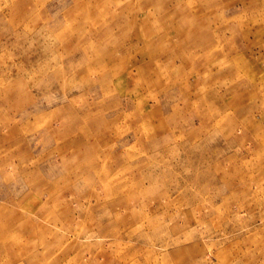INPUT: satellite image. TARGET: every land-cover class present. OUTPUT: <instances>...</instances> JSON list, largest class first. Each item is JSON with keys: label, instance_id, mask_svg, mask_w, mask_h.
<instances>
[{"label": "rangeland", "instance_id": "1", "mask_svg": "<svg viewBox=\"0 0 264 264\" xmlns=\"http://www.w3.org/2000/svg\"><path fill=\"white\" fill-rule=\"evenodd\" d=\"M0 264H264V0H0Z\"/></svg>", "mask_w": 264, "mask_h": 264}]
</instances>
